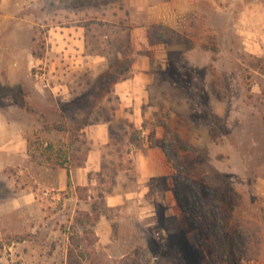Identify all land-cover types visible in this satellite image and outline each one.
Returning <instances> with one entry per match:
<instances>
[{
  "label": "rangeland",
  "instance_id": "obj_1",
  "mask_svg": "<svg viewBox=\"0 0 264 264\" xmlns=\"http://www.w3.org/2000/svg\"><path fill=\"white\" fill-rule=\"evenodd\" d=\"M97 2L45 0L44 14L36 13L29 72L41 93L36 98L38 128L28 140L27 169L0 175V264H75L67 257L69 249L80 255L81 264H119L134 249L141 262L150 264H264V208L256 189L264 178V56L240 39L235 25L240 0L221 1L223 12L186 13V27L180 30H150L151 41L170 49L152 47L158 48L150 53L153 60L144 64L134 61L136 56L122 61L89 56L85 62L51 56L50 25L66 23V6L72 20L78 17L73 8L81 6L91 35L94 24H104L95 19ZM246 2L264 6V0ZM102 28L109 35L108 27ZM89 40L88 52L97 53L100 48ZM18 48L7 46L6 54ZM107 49L102 46V54L117 53ZM36 72L45 73L48 87L40 88ZM139 72L148 76L140 96V126L131 136L137 144L147 136L163 148L175 198L177 180L193 183L185 201L197 206V224L176 198L181 217L169 208L173 214L165 215L164 228H149L142 245L115 258L97 244L93 226L98 211L79 210L71 199L74 190L51 186L60 163L67 168L81 161L86 145L80 129L112 119L118 106L114 85ZM65 90L74 93L66 96ZM29 192L38 201L23 202ZM16 199L20 204L13 203ZM209 202L212 208L203 212L212 213L201 216V204ZM155 208L161 215L162 208ZM208 221L217 231L206 228Z\"/></svg>",
  "mask_w": 264,
  "mask_h": 264
},
{
  "label": "crops",
  "instance_id": "obj_2",
  "mask_svg": "<svg viewBox=\"0 0 264 264\" xmlns=\"http://www.w3.org/2000/svg\"><path fill=\"white\" fill-rule=\"evenodd\" d=\"M221 1L225 0H108L107 4L99 0L93 5L98 14L95 19L102 20V27H108L109 35L95 24L90 35L81 6L72 7L78 11V17L72 20L67 5L66 23L50 25L52 37L47 40L50 55H59L67 62H85L89 56L92 60L106 56L112 59V55L121 61L136 56L134 61L144 64L153 60L150 53L158 48L153 50L152 47L164 46V52L170 49L169 44L151 41L150 30L157 26L162 30L169 27L180 30L186 27V13L194 11L199 17L201 12L213 13L218 8L223 12ZM44 4L45 0H0V175L7 169L16 173L27 169L28 140L38 128L36 98L41 93L30 78L29 63L38 24L36 13L44 14ZM236 12L235 25L240 39L258 56H264V6L240 0ZM89 35L93 45L100 48L95 54L88 52ZM7 46L19 48L9 57ZM102 46H108V52L117 53L102 54ZM13 59L16 64L11 62ZM147 76L139 72L114 85L112 90L118 96V106L113 118L86 124L80 129L85 140L83 145H86L81 149L84 151L81 161L70 163L67 168L58 166L56 184L51 186V190L60 192L74 190L72 195L75 196L71 199L79 210L90 214L98 211L93 226L97 244L115 258L142 245L149 228H164L165 215L172 213L169 208L173 209L175 217L182 216L176 209L174 186L169 179L163 148L151 143L147 136L138 144L131 136L133 128L140 126V96ZM64 92L66 96L74 93L72 90ZM142 133L145 134V130ZM75 152L79 154L78 147ZM256 189L264 208V178L257 182ZM24 198L23 202L27 203L38 201L33 192ZM13 203L20 204L18 199ZM157 205L162 208L161 215H157Z\"/></svg>",
  "mask_w": 264,
  "mask_h": 264
},
{
  "label": "trees",
  "instance_id": "obj_3",
  "mask_svg": "<svg viewBox=\"0 0 264 264\" xmlns=\"http://www.w3.org/2000/svg\"><path fill=\"white\" fill-rule=\"evenodd\" d=\"M60 166H64V164L60 163ZM192 186H193V183L190 180H181V181L177 180L176 184H175V195H176L178 204L181 207V209L186 214L189 215L191 221L194 224L195 223L197 224V217H196V215H194V211L196 210L197 206L195 204L190 203L189 201H185L186 196H187L186 192H188L189 191L188 189H191ZM212 205H213V202H209L207 205L201 204V206H202L201 216L211 214L212 213L211 211H210V213H206V212L204 213L203 211L205 208H206V210H210L212 208ZM215 217H217V216H215ZM96 220H97V216H96ZM206 228H209L210 230L217 231V227L214 224V221H212V222L210 221ZM133 252L134 253L132 254V256H124L121 259L119 264H150L149 261L141 262L138 259V257H136L138 254V249H134ZM67 257H68V259L75 261V264H81L80 255L75 254V256H74L71 249L68 250Z\"/></svg>",
  "mask_w": 264,
  "mask_h": 264
},
{
  "label": "built area",
  "instance_id": "obj_4",
  "mask_svg": "<svg viewBox=\"0 0 264 264\" xmlns=\"http://www.w3.org/2000/svg\"><path fill=\"white\" fill-rule=\"evenodd\" d=\"M34 77H35L36 80H39L38 85L40 84V86H41L40 88L41 89H44V88L49 86V83H48V81H47V79L45 77V73L44 72H36L34 74Z\"/></svg>",
  "mask_w": 264,
  "mask_h": 264
}]
</instances>
